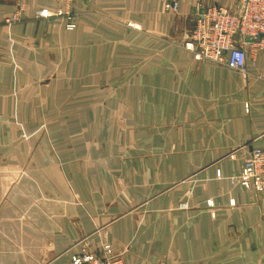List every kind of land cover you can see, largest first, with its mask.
<instances>
[{
    "label": "crops",
    "instance_id": "crops-1",
    "mask_svg": "<svg viewBox=\"0 0 264 264\" xmlns=\"http://www.w3.org/2000/svg\"><path fill=\"white\" fill-rule=\"evenodd\" d=\"M168 1L0 0V264H70L96 232L124 264H264V201L225 157L264 148V52L246 39L247 76L195 60L200 10L240 0Z\"/></svg>",
    "mask_w": 264,
    "mask_h": 264
},
{
    "label": "built area",
    "instance_id": "built-area-1",
    "mask_svg": "<svg viewBox=\"0 0 264 264\" xmlns=\"http://www.w3.org/2000/svg\"><path fill=\"white\" fill-rule=\"evenodd\" d=\"M177 7L173 0L165 5L169 10H176ZM42 15L47 14L42 12ZM74 27V23L69 24V29ZM189 36L199 43V46L192 40L187 43V48L193 50L197 58L206 57L215 61L225 58L230 69L245 72L247 51L240 45L242 39L253 36L259 51L264 52V0H240L235 10L210 4L198 13L195 28ZM235 36H241L238 46L235 45ZM229 158L241 160L240 185L247 191L259 194L264 201V148H253L248 155L243 156L236 151L229 154ZM122 255L112 245L105 243L96 251L82 248L74 252L70 264H124Z\"/></svg>",
    "mask_w": 264,
    "mask_h": 264
},
{
    "label": "rangeland",
    "instance_id": "rangeland-1",
    "mask_svg": "<svg viewBox=\"0 0 264 264\" xmlns=\"http://www.w3.org/2000/svg\"><path fill=\"white\" fill-rule=\"evenodd\" d=\"M15 2H17V0H14ZM67 1H69V0H67ZM23 2H24V0H21V1H19V2H17L18 4H20V6H22V4H23ZM208 5H206L205 7H207ZM204 7V8H205ZM41 14H42V12H40ZM18 14L16 13V14H14V15H12L10 18H8L7 20H6V22H8V23H13L14 21H16L17 20V18H18V16H17ZM56 15L57 16H60V17H62V16H64V15H67V18H68V20H69V22H68V24H66V29L67 30H74L75 28H76V25H75V27L74 28H71V29H69V24L70 23H73L72 21H71V19H72V16H71V14H69V13H64L61 9L60 10H58L57 11V13H56ZM190 35V34H189ZM241 37V36H240ZM239 36H235L234 37V40H235V45L236 46H238L239 44H240V40H241V38H240ZM247 38H249L250 40L248 41L249 42V52H254V53H256V51L255 50H257L258 52H259V49H258V45H257V43L255 42V40L253 39V36H248V37H246V38H243L242 39V44L241 45H244V44H246L247 42H246V39ZM193 41V43L195 44V45H197V46H199V43L198 42H195L193 39H192V36H186L185 37V39H184V48H186L187 50H189V51H191V52H193V55H194V59L195 60H197V61H207V62H214V63H224L225 62V58H224V60L222 61H215V60H211V59H208V58H206V57H201V58H197V54L193 51V50H190V49H188L187 48V43H189L190 41ZM203 42L201 41V44H202ZM206 45H204V47H205ZM196 51H198V48H197V50ZM247 57H248V55H247ZM229 68V67H228ZM230 69V68H229ZM230 70H232V69H230ZM232 71H235V72H237V73H239V74H241V75H243V76H247L248 75V64H247V70L245 71V72H243V71H237V70H232ZM246 109L247 110H249V104H247L246 105ZM244 150V148H243V146H239V147H237V148H235V149H233L230 153H228L225 157H228L229 158V154H232L233 152H240V151H243ZM240 156H243L242 155V152H241V154H240ZM230 159V158H229ZM237 160H239V159H237ZM240 163H241V160H240ZM11 170H7L6 172L7 173H9ZM1 169H0V174H1ZM239 175H240V173L237 175V176H235V179H236V181L237 182H239L240 181V178H239ZM217 176H218V178H221V173H217ZM240 183V182H239ZM252 193H254V192H252ZM251 193V194H252ZM255 194V193H254ZM39 202H37V203H35V205H34V207H37V209H36V211H35V213H33V215L34 214H37V215H34L35 216V218L34 219H38V224H40L43 220H46L47 219V216H48V214H46L45 212V208H46V205H45V201H42V200H38ZM208 204L211 206V207H213L214 206V204H213V202H208ZM179 208H181V209H186V208H188V203L186 202V203H182V204H180L179 206H178ZM57 210H58V206H57V203H56V213H57ZM61 221H62V216L60 215V216H57V214H56V216L54 217V223H56L55 225H57V224H60L61 223ZM26 222H30V219L29 218H27L26 219ZM33 223H36V222H33ZM82 235H84V234H82ZM102 238V241L100 242V246H99V248L101 247V245L102 244H105V243H107V244H110L109 243V241L106 239V236L104 235V234H98L97 232L96 233H93V234H87V236H82L79 240H77L76 242L74 241L72 244H71V247L69 248V250L68 251H70V252H76V251H80L82 248H86V249H88V250H92V251H94V249L92 248V244L90 243L92 240H94L95 238ZM111 245V244H110Z\"/></svg>",
    "mask_w": 264,
    "mask_h": 264
}]
</instances>
